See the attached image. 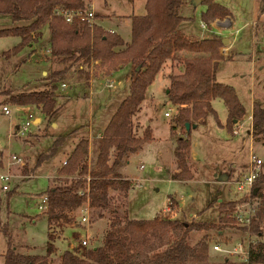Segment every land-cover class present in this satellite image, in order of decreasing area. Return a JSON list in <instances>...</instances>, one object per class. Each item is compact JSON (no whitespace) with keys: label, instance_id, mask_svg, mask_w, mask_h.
<instances>
[{"label":"rangeland","instance_id":"rangeland-1","mask_svg":"<svg viewBox=\"0 0 264 264\" xmlns=\"http://www.w3.org/2000/svg\"><path fill=\"white\" fill-rule=\"evenodd\" d=\"M144 1L85 0V3L94 10L95 21L99 16L100 20L97 19L96 23L115 31L127 41L130 39V16L145 14ZM216 1L231 12L230 18L233 21L231 27L219 29L211 22L202 23L201 13L205 10V5L203 3L193 5L190 0H184L185 3L178 13L186 18L179 23L177 29L198 36L197 38L217 34L229 40L227 47L231 54L226 57L236 58L222 62L217 77L234 87L245 110L242 121L234 126L232 132L229 131L225 127L227 111L224 102L219 97L214 98L213 108L220 124L210 113L204 124H199L190 131V148L196 159V162H193V169L190 168L191 178L179 182L164 175L160 176L158 163L167 164L169 159L166 146L170 136V117L164 116V112L170 103L164 93L166 80L161 72L158 73L150 86L157 102L154 106L149 103L151 106L146 109L149 118L144 116L146 106L142 108L139 117L135 119L132 117L134 133L137 136H142L145 129L149 128L146 125L149 121L148 124L158 140L144 143L143 149L131 155L128 161H122L117 168V171L130 181L127 198L122 196L121 191L117 194L110 191L113 199L110 207L102 211V217L91 215L89 212L87 223H80L78 214L74 222L62 224L52 236L55 248L53 247V253L50 254L46 252L49 231L47 218L38 208L49 180L56 175L61 162L71 152L75 143L83 137H88L91 141L88 164L93 167L97 136L121 100L128 94L129 81L124 76L116 77L124 86L120 87L118 83L111 87L109 82L112 77L103 76V69L99 66H96L95 70L91 67L88 77L90 80L93 78L90 84L92 86L88 89V94L84 95L81 92H87L86 74L80 73L73 66L62 81L65 86L63 87L61 83L55 92L58 102L56 105L59 108L52 119H48L35 105L5 102L7 95L0 94V173L8 170L11 174L7 190L2 189L3 183L0 181V264H3V254L8 249V239L12 243L11 247L19 253L46 254L48 264H57L65 250L74 249L79 255H83L87 248L99 244L101 237L111 225L113 216L123 217L125 208L128 215L136 219L159 216L180 221L217 223L219 214L217 198L233 201L241 197L235 192L233 181L246 171L252 155L260 156L264 160V146L252 140L246 132L250 123L248 114L251 113L253 101L264 105V0ZM224 18L226 16L217 19L222 21ZM256 22V26L253 25ZM23 23L14 22L8 14H0V29ZM42 34L31 46L26 44L15 54L8 56L4 54L5 51L19 44L20 37L0 36V92L39 91L48 85L50 89L49 75L64 64L50 54L49 67L45 57L49 31L44 28ZM224 46L225 43L222 47ZM240 54L243 57L237 58ZM124 72L126 75L127 70ZM73 79L79 82L75 84V89L72 86ZM3 105L8 106L10 114L2 111ZM29 114L33 116V121L36 118H40V121L31 123L25 132H18L16 126H23L25 121L29 120ZM238 126L240 131L236 133L235 129ZM69 132L72 134L63 141L53 156L38 162L39 155L47 151L56 136ZM11 154L20 156L23 163L7 165ZM140 164H143L142 168ZM225 174H228L227 181L219 179ZM134 183H140V186H134ZM169 200L171 210L162 212L160 209ZM258 201L260 200L257 198L256 202ZM178 203L182 205L178 206ZM221 226L219 234L214 231L206 232L209 257L207 262L200 264H217L222 262V258L240 261L236 255L212 249L214 243L232 248L237 240L246 237V234L229 219L222 222ZM204 234L203 231L193 232L189 242L194 244ZM83 238H87L86 247L80 246Z\"/></svg>","mask_w":264,"mask_h":264},{"label":"trees","instance_id":"trees-1","mask_svg":"<svg viewBox=\"0 0 264 264\" xmlns=\"http://www.w3.org/2000/svg\"><path fill=\"white\" fill-rule=\"evenodd\" d=\"M205 10L201 13L204 23L213 22L230 14L228 8L215 0H201ZM182 0H145V14L131 15L130 39L125 41L118 33L103 29L99 24L88 26L86 22L74 18L67 22L55 14V8L85 11V0H0V14H8L21 25L0 29V36H18L20 42L5 51L7 56L15 54L41 36L47 26L49 31L50 54L62 62L61 68L51 72L48 79L50 89L17 92L3 90L5 102L16 105H35L51 119L57 112L55 92L74 66L86 74L96 66L103 75L129 64L128 94L121 100L115 112L105 124L101 136L96 139V159L93 167L88 164L90 143L81 138L64 159L66 163L57 169L49 180L45 194L48 205L43 214L47 218L48 240L46 252L53 253L54 232L65 224L74 222L82 206L88 205L91 215L102 217V211L110 207L113 195L110 191L127 198L130 181L123 177L117 168L122 161L140 151L152 135L146 128L142 136L134 133L133 115L138 111L146 88L152 83L168 59L180 57V52L188 55L183 58V72L170 75L167 98L175 108L171 121L172 131L186 130L212 114L217 121L211 100L219 97L227 109L225 127L233 131L241 122L245 110L233 86L216 80L218 62L223 59L220 49L223 38L214 34L197 39L180 32L177 27L184 19L178 10ZM76 64V66H75ZM79 67V69H78ZM79 78V77H78ZM86 83V85L88 84ZM86 91L81 94H84ZM189 130L175 138L174 157L177 171L171 175L174 180L191 178ZM251 137L264 146V107L254 102L250 126ZM72 132L54 138L47 151L39 155L38 162L53 156L57 148ZM256 192L252 199L256 213L248 228L239 227L244 233L256 237L249 249V259L234 262L222 258L217 264H264V172L254 183ZM83 191L84 195H80ZM236 201L218 203V222L180 221L154 216L150 219L130 218L124 209V216H113L111 225L100 239V243L87 248L83 255L70 249L61 253L57 264H200L208 261L209 242L206 234L222 230L221 223L232 220L231 214ZM195 231L205 232L194 244L189 242ZM51 232V233H50ZM207 232V233H206ZM7 234V232H5ZM3 254V264H48L46 254H23L11 247Z\"/></svg>","mask_w":264,"mask_h":264},{"label":"built area","instance_id":"built-area-1","mask_svg":"<svg viewBox=\"0 0 264 264\" xmlns=\"http://www.w3.org/2000/svg\"><path fill=\"white\" fill-rule=\"evenodd\" d=\"M55 14L61 15L65 21L72 22L74 18H78L80 21L86 22L88 26H93L96 24L95 21V12L89 6L85 11H74V10H66L63 8L56 7L55 8ZM113 32V31H111ZM111 86V84H109ZM62 86H65V83H62ZM175 110L174 107L169 108L164 114L168 116L170 114V111ZM2 111L5 114H10V110L7 105L2 106ZM33 116L29 114V120H26L24 125L21 127H18V132H25L27 127L33 123ZM235 132H239V129L236 128ZM23 159L16 155L11 154L10 159L7 165L11 164H22ZM66 163L65 160L62 161V165ZM141 168L143 165H140ZM264 172V160L260 158L259 156L252 155L250 158V161L248 162L246 171L242 173L241 176L236 178L233 181L235 192L241 196L239 199L234 200L236 201V204L231 211V214L227 215V217H231L234 224L238 227H246L248 228L252 218L254 217L256 213V203L252 199V192L254 188V183L258 180L260 174ZM11 178V174L8 172H1L0 173V181L2 184V189L7 190L8 182ZM140 181V180H139ZM134 186H140V183H134ZM80 195H84V192L81 191ZM171 201L169 200L167 203L164 204V206L160 209L162 212L170 211ZM48 205V196L44 194V196L41 199L40 204L38 205V208L41 211L46 210ZM89 212L90 209L88 205L82 206V208L79 211V219L78 221L80 223H87L89 220ZM246 237L242 238L241 240H237L232 248H225L220 243H214L212 245V249L215 251L223 252L226 254H233L236 255L240 261H243L245 263L248 262L249 259V249L252 244L255 243L256 237L254 235H250L248 232H245ZM88 245L87 238H83L80 241L81 247H86ZM80 248V247H79Z\"/></svg>","mask_w":264,"mask_h":264},{"label":"crops","instance_id":"crops-1","mask_svg":"<svg viewBox=\"0 0 264 264\" xmlns=\"http://www.w3.org/2000/svg\"><path fill=\"white\" fill-rule=\"evenodd\" d=\"M216 1V0H215ZM217 2V1H216ZM183 3H185L184 2V0H182V4H181V6L183 5ZM201 3V2H200ZM219 3V2H218ZM144 5H145V1H144ZM181 6H180V8H179V10L181 9ZM179 10H178V12H179ZM230 14H231V12H230ZM230 14L228 15V16H226V18H224V20H222V21H219L218 19H215L213 22H211V23H213L214 24V26L215 27H217V28H219V29H222V28H227V27H231L232 26V24H233V21H232V19L230 18ZM180 15V14H179ZM99 16H97V19L98 20H100L99 18H98ZM182 17H184V16H182ZM186 17H184V19H185ZM97 19H96V22H97ZM201 21H202V19H201ZM202 23H204L203 21H202ZM98 24V23H97ZM204 24H206V23H204ZM256 24H257V22L256 23H253V25H255L256 26ZM100 25V24H99ZM179 25V24H178ZM102 28H104V29H106L104 26H102V25H100ZM203 27V26H202ZM44 28H46L47 30H48V28H47V26H45V27H43V29ZM43 29L41 30V33H43ZM106 30H108V31H112V30H109V29H106ZM256 31V30H255ZM254 31V33H253V35L255 36L256 35V32ZM115 32V31H114ZM183 34H185V35H187V36H191V37H194V38H197L196 36H194L193 34H188V33H186V32H184V31H181ZM43 34H41V36H42ZM40 36V37H41ZM39 37V38H40ZM38 38V39H39ZM205 38H207V37H205ZM38 39H36L35 41H33L32 43H34V42H37L38 41ZM197 39H202V38H197ZM223 39H225V41H226V43H225V46L224 47H222L221 48V53H222V55H223V59L222 60H220L219 62H218V66H217V69H216V80L218 81V82H220V83H224V82H222V80L220 81V79L217 77V71H218V69H219V67H220V65H221V63L222 62H224V61H226V60H230V59H234V58H236L235 56L234 57H232V58H228V57H226V55H228V54H231V52L229 51V48L227 47V44L229 43V40L228 39H226V38H223ZM126 41V40H125ZM127 41H129V40H127ZM32 43H30V44H28L29 46H31L32 45ZM47 46H45V57H46V61H47V63H48V65H49V67L51 66L50 64V62H51V60H50V58H51V56H50V48H49V44H48V40H47V44H46ZM33 51V50H32ZM188 54L187 53H184V52H180V57H176L175 59H168V60H166L164 63H163V65H162V67H161V69L159 70V72L158 73H162V75H163V77L165 78V80H166V83H164V93H165V98H167V92H168V87H169V84H170V75H173V74H179V73H182L183 72V58L185 57V56H187ZM240 57H237V58H242L243 57V55L242 54H240L239 55ZM250 59H251V57H250ZM75 68V67H74ZM125 70H127V73H126V75H125ZM129 70H130V65L129 64H127V65H124L123 67H121V68H118L117 70H115V71H113V72H111L109 75H103V76H105V77H112L113 79H116V77H119V78H121V77H125V79H128V73H129ZM46 71H43V73H45ZM48 73V72H47ZM157 73V74H158ZM102 76V77H103ZM111 78V80H110V82H109V84H111V87L112 86H116L118 83V85L120 86V87H123L124 86V83L120 80V79H116V80H113ZM219 79V80H218ZM92 81H93V78H91V80L89 81V83L85 86L86 87V90H87V92H85L84 93V95H87L88 94V89H90V87L92 86H90V84H92ZM75 82H77V83H75ZM79 82L78 81H76V80H74L73 79V84H72V86H74V89H75V84H78ZM46 84L48 85V80L46 79ZM45 84V85H46ZM224 84H227V83H224ZM228 85H230V84H228ZM110 86V85H109ZM150 86H151V84L146 88V91H145V94H144V98H143V100L141 101V103H140V106H139V109H138V111L133 115V118L135 119L136 117H139L140 116V114H141V111H142V108H144V106H146V108H144L145 109V111H146V109H147V107L148 106H154L155 104H156V102H157V100L154 98V95H153V93H152V91L150 90ZM232 86V85H231ZM49 87V85L48 86H46V87H44L43 89L45 90V89H49L48 88ZM89 87V88H88ZM234 88V87H233ZM236 92V91H235ZM237 94V93H236ZM79 95V94H78ZM238 96V95H237ZM239 98V97H238ZM167 100H168V98H167ZM213 100L214 99H212L211 100V106H212V108H213ZM240 100V99H239ZM253 100H254V97H253ZM169 101V100H168ZM241 102V101H240ZM254 102H257V101H253V104H254ZM149 103H151V105L149 104ZM170 103V102H169ZM253 104H252V108H253ZM224 106H225V104H224ZM263 107H264V105H262ZM171 107H174L173 106V104H171L170 103V106L168 107V109L167 110H169V108H171ZM143 109V110H144ZM149 109V108H148ZM214 109V108H213ZM225 109H226V106H225ZM166 110V111H167ZM58 111V110H57ZM165 111V112H166ZM175 111L176 110H172V111H170V114L168 115V117H170V120H169V128H170V136H169V139H167V146H166V154L169 156V159H168V162H167V164H164V163H162V162H159L158 163V165H157V169L160 171V176H166L168 179H170V180H174V179H172L171 178V175L174 173V172H176L177 171V166H176V160H175V157H174V153H173V150H174V146H175V138H176V136H178V135H180L182 132L183 133H185V131L186 130H183V131H181V130H179V128H177L176 130H174V131H172V129H171V121H172V118H173V115L175 114ZM226 111H227V109H226ZM164 112V113H165ZM251 115H252V109H251V113H249L248 114V117H249V121H250V123H249V126H248V129L246 130V132H247V134L251 137V132H250V126H251ZM146 118H149L148 117V112L146 111V113H145V115H144ZM164 116H166L165 114H164ZM208 116V115H207ZM207 116L204 118V120L203 121H200V122H198V123H195V127H190V131H191V129H194V128H196L199 124H204V122H205V119L207 118ZM52 119V118H51ZM35 121H37V123L40 121V118H36V119H34V122ZM149 122V121H148ZM148 122L146 123V125H148L149 126V129H150V131H151V135H152V138H151V140H149L148 142H152V140H158V138H156V136H154V132H153V129H152V127L148 124ZM145 125V126H146ZM237 125V124H236ZM220 126H223V125H220ZM17 128L19 127V126H16ZM238 129H239V126L237 127ZM190 131H189V135H190ZM240 131V130H239ZM102 133V132H101ZM101 133L97 136V138H99L100 136H101ZM84 138V137H83ZM85 138H87L88 139V141H89V143L91 142L90 141V139L88 138V137H85ZM252 138V137H251ZM191 139V138H190ZM253 140V139H252ZM191 141V140H190ZM190 144H191V142H190ZM143 149V148H142ZM160 156H162V155H160ZM67 157V156H66ZM65 157V158H66ZM260 157V156H259ZM129 159V158H128ZM128 159H127V161H128ZM159 161H161V159H159ZM193 162H196V159L194 158V156H193V154H192V151H191V148H190V160H189V164H190V168L191 169H193ZM61 165H62V162H61ZM140 165H143V164H140ZM247 165H248V163H247ZM57 173V172H56ZM121 173V172H120ZM127 175V174H126ZM215 176H217V174L215 175ZM219 179H222V181H227L228 180V174H225V175H222ZM175 181H181V182H184L183 180H175ZM221 181V180H220ZM222 183V182H221ZM221 201H224V200H222L221 198H217V206H218V203L219 202H221ZM182 205V203H178V206H181ZM211 204H209V206H210ZM219 215V214H218ZM130 217V216H129ZM130 218H134V217H130ZM136 219V218H135ZM194 221V220H193ZM54 240V239H53ZM52 240V241H53ZM52 244H53V242H52ZM53 247H54V244H53ZM55 248V247H54Z\"/></svg>","mask_w":264,"mask_h":264},{"label":"water","instance_id":"water-1","mask_svg":"<svg viewBox=\"0 0 264 264\" xmlns=\"http://www.w3.org/2000/svg\"><path fill=\"white\" fill-rule=\"evenodd\" d=\"M201 0H190V2L193 4V5H197L198 3H200ZM223 43H226L225 42V39H223ZM37 122V121H36ZM185 127H186V130H189L190 127H195V124L193 125H189L188 123L185 124ZM256 192V188H253V193Z\"/></svg>","mask_w":264,"mask_h":264}]
</instances>
